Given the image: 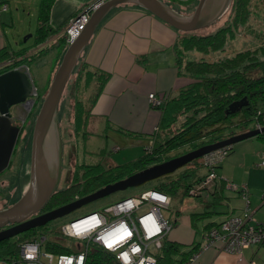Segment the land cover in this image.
<instances>
[{
	"label": "trees",
	"instance_id": "obj_1",
	"mask_svg": "<svg viewBox=\"0 0 264 264\" xmlns=\"http://www.w3.org/2000/svg\"><path fill=\"white\" fill-rule=\"evenodd\" d=\"M53 1H42L39 8L37 29L27 42H21L19 47H5L0 51V75L15 68L26 71L29 68L28 63L36 56L40 58L37 64L42 66L46 59H41V56L60 49L56 56L58 61L54 69L56 72L68 44L65 31L55 42L50 40L54 34H57L49 25ZM193 1L198 3V0ZM254 1L233 0L228 22L214 33L201 36L180 32L173 45L177 71L179 77L187 78L191 82L182 87L174 97L163 95L161 105H151L153 109L162 112V119L153 135L147 137L150 143L145 147L140 158L113 166L109 164L107 159V150L102 149L100 155L104 156L105 161L95 165H76L72 183L66 189H57L48 200L43 211L62 207L146 168L239 134L235 131L228 134L227 131L237 125H242L241 121L238 123L235 119L241 113L244 116L243 123L246 125L248 122L254 121L258 112L264 110V46L255 51H241L226 58L215 60L205 58L215 52L224 51L228 40L236 37V30L248 25L251 16L254 14ZM3 5H7L6 2L0 3V7ZM181 33L186 35H181ZM193 52L202 54L203 58L200 60L190 58ZM110 78L111 75L106 71L93 68L82 63L81 60L78 62L66 87L67 96L74 101L73 132L76 138L83 136L85 141L88 139L87 128L93 108ZM45 96L44 94L39 95L38 103L42 104ZM243 99H247L246 106L235 114H227L230 105ZM113 128L116 127L108 122L106 131ZM116 131L126 136L138 137V135L120 128H117ZM247 131L249 129L240 133ZM256 138L264 141V134ZM174 152L178 154L173 155ZM201 160L202 158L194 160L182 170L180 169L179 173L175 172L165 176L157 180L159 182L156 185L143 191L156 190L169 195L171 199L180 194L189 196V191L205 179L206 173L201 175V172H207V170ZM220 197V195L215 196V200ZM196 199H202V197L199 196ZM180 214L181 212L178 210L172 214L171 219L173 220L169 218L174 222V227L178 225ZM193 217L197 220H203L208 218V214L204 216L193 215ZM50 223L31 229L23 236L0 242V260L16 257L21 242L34 240L44 234L50 237L43 248L44 250L59 254L73 252L62 239L58 238L59 236L57 238L54 236L59 234L61 227H52ZM194 226H197L196 223ZM200 249L201 244L184 246L166 240L157 259V264H186ZM86 264H118V262L114 254L93 245L88 253Z\"/></svg>",
	"mask_w": 264,
	"mask_h": 264
},
{
	"label": "crops",
	"instance_id": "obj_2",
	"mask_svg": "<svg viewBox=\"0 0 264 264\" xmlns=\"http://www.w3.org/2000/svg\"><path fill=\"white\" fill-rule=\"evenodd\" d=\"M98 1L54 0L50 10L49 25L57 34L51 37V42H55L64 33L72 18L84 8ZM163 1L171 7L170 2ZM1 2H6L8 8L7 11L0 12V51L5 47H15L11 32L15 25V18L10 11V0H0ZM173 8L175 9V7ZM179 35L180 32L146 9L134 3H126L113 8L102 20L81 55L82 63L106 71L111 75L93 108L87 128V132L90 133L87 141L94 134L92 127L102 128L104 125L105 132L109 122L116 127L111 130L115 132L117 142H122L126 146L125 148H131V153L132 149H135V155H138L133 160L126 158L123 162L114 164L115 166L140 158L145 147L150 143L147 137L152 136L159 127L162 112L151 107L149 95L154 93L158 96L174 97L182 87L191 82L178 75L173 45ZM59 52L60 49H56L50 53V56L56 58ZM117 128L134 133L138 137L121 134L116 131ZM108 138L110 137L108 136ZM116 147L120 149V146H115L114 149ZM232 151L244 158L248 156L250 160L242 163L235 160L234 165L237 166L234 169L236 171L232 174L226 170L231 159L228 162L224 160L217 170L218 179L215 188L202 199H197L201 202V206L207 210L202 212L200 207H195L196 211L189 215H184L182 210H179L181 214L178 218V225L169 234L167 240L184 246L202 245L201 233L203 231L217 227L229 217L242 215L247 207L244 198L240 192H236L237 196L234 197L228 195L227 191H231L225 188L223 182V179L227 178L234 183L233 176L237 175L240 169L246 174H257L258 176H256L262 180V183L258 185H255L251 178H242L243 180H239L240 183L235 182L238 185H247L250 211L256 217L264 208L262 201L264 167L261 165L264 161V141L256 137L251 138L233 146ZM108 160L113 164L112 160ZM241 173L243 172L241 171ZM201 175H205L204 171L201 172ZM217 195L221 197L215 200ZM211 199L213 205H225V211L218 212L215 208L213 211L210 210L207 206L212 203ZM205 214H208V218L203 220L193 217V215L204 216ZM219 215L221 216L219 217ZM261 220H264V215L258 218V221ZM195 223L197 226H194ZM198 235L200 236L199 241L197 240ZM243 258L244 260L240 261L236 255L210 248L200 253V256L192 264H250L251 262L264 264V245H253L247 248L243 253Z\"/></svg>",
	"mask_w": 264,
	"mask_h": 264
},
{
	"label": "water",
	"instance_id": "obj_3",
	"mask_svg": "<svg viewBox=\"0 0 264 264\" xmlns=\"http://www.w3.org/2000/svg\"><path fill=\"white\" fill-rule=\"evenodd\" d=\"M233 0H199L190 15L180 14L163 0H107L91 15L79 37L71 43L55 72L49 90L36 117L24 152L20 182L22 197L8 208H0V242L62 218L81 206L129 188H137L174 174L194 160L218 149L233 146L264 134V128L235 134L223 141L205 145L179 157L139 171L123 180L41 215L61 178L62 143L59 125L60 104L69 80L97 27L109 12L122 4L134 3L164 21L175 30L191 33L209 30L228 15ZM32 35H28L27 42ZM30 72L12 69L0 75V174L9 168L21 128L15 125L11 109L29 104L37 97ZM247 99L230 105L227 114H235L247 105ZM29 182V184H28ZM26 189V190H25ZM25 190V191H24ZM8 225L11 227L5 229Z\"/></svg>",
	"mask_w": 264,
	"mask_h": 264
},
{
	"label": "built area",
	"instance_id": "obj_4",
	"mask_svg": "<svg viewBox=\"0 0 264 264\" xmlns=\"http://www.w3.org/2000/svg\"><path fill=\"white\" fill-rule=\"evenodd\" d=\"M105 1L107 0H99L89 5L70 20L65 30L68 45L79 37L93 11ZM7 8L8 5H3L0 12ZM162 101V96L154 93L149 95L151 105L159 106ZM253 122L254 130L264 128V110L258 112ZM230 150L232 146H227L203 157L207 172L205 179L191 190L193 196L204 197L215 188L217 169ZM261 165L264 167V161ZM226 181L224 182L228 189L241 193L247 205L246 210L240 216L229 217L217 227L203 231L200 251L186 264H192L200 253L210 248L236 255L243 261V253L247 248L264 245V220L258 221L250 211L247 185ZM262 201L264 203V196ZM171 203V197L165 193L156 190L143 191L139 195L119 200L102 210L91 211L62 225L59 234L54 236H59L73 252L59 254L44 250L50 238L44 234L34 240L21 242L18 255L9 260H0V264H86L93 245L114 254L118 264H157L164 243L175 228L166 215Z\"/></svg>",
	"mask_w": 264,
	"mask_h": 264
},
{
	"label": "rangeland",
	"instance_id": "obj_5",
	"mask_svg": "<svg viewBox=\"0 0 264 264\" xmlns=\"http://www.w3.org/2000/svg\"><path fill=\"white\" fill-rule=\"evenodd\" d=\"M40 2L41 0H10V11L12 12L15 18L14 28L11 29L13 36V46L16 47L17 45H20V43L23 42L28 35H32L35 33V30L37 29L38 26L37 13ZM167 2H170L171 8L175 7V9L174 8L173 9L183 15L192 14L198 5V3L192 2L191 0H167ZM253 11L254 14L251 16L248 25L244 27H240L238 30H236V35H235L236 37L234 39L228 40L224 51L222 50L215 52L213 54H210L209 56H206L205 58L210 60H215L218 58H226V57L234 56L235 54L241 51H245V50L255 51L260 47L264 46V0H255ZM230 14H231V10L229 11L228 15L223 19V21L214 28H210L209 30L191 32V34L204 36L216 32L218 29L226 25V23L229 20ZM181 35H186V34L181 33ZM190 58L195 60H200L201 58H203V55L199 54L198 52H193ZM41 59H46V61L45 60L43 61L42 66L37 64L38 61L40 60V58L37 56L34 57L33 60L28 63V66L30 68V71H28V73L30 72V75L35 83V87L37 88V93H38L37 97L35 98L36 104L34 103L33 105L30 106L28 105V107L17 106V108H14L15 107L14 106L11 109L13 114L16 117L20 118L19 119L20 122L27 119V117L28 119L26 121L27 122L26 130H25L26 132H24L22 135L20 134L21 136L17 144L18 145L17 149L14 151V154L12 156V160L10 164L11 166H9L8 169H6L3 173L0 174V208L3 207L5 208L9 204H14L22 197L20 172H21L23 157L25 152V148H24L25 143L27 144V141L31 136L36 117L42 105L38 103L39 102L38 97L39 95H43V94L47 95L50 84L55 75L54 69L58 64L57 59L53 58V56H50V53L44 54L43 56H41ZM45 90L46 93H44ZM67 95L68 94L66 90L62 97V102L60 104V112H59V125H60V135H61L60 137L62 143L61 144L62 163H61V178L59 180L57 187L58 190L66 189L67 186L70 185V183H72V179H73L72 176L74 175L76 165H82V164L95 165L100 162H104L105 161L103 158L104 156L100 155L102 149L107 150L108 152L107 159H110L113 162V164L109 162L110 165L111 164L116 165L118 162L121 161L123 162L126 158L128 160H133V158H136L138 156L135 155V149H132V153H131L130 152L131 148H125L126 146L122 142H117V140L115 139L116 134H114L115 132L113 130L108 129V134H106V131L104 132V125H102V128L101 127L96 128V126L92 127V129H94L93 131L94 134L93 135L91 134L92 137L88 141L87 140L85 141L83 139V136L76 138L73 132L74 101ZM243 118L244 116L242 113L235 118L238 123L242 122V125H237L236 127L230 129L229 131H227L228 134L231 131L240 133L246 129L253 130L254 122L253 121L248 122L246 125L245 123H243L244 120ZM88 135H90V133H88ZM108 136L110 138H108ZM115 146H120V149L117 150L118 147L114 149ZM172 154L176 155L178 153L174 152ZM234 154L235 153L232 151L225 158L226 162H228L231 159L230 165H228V167L226 168V170H228L230 174L236 171L234 169V167L237 166L234 165L235 160L240 161L241 163L243 161L247 162L250 160L248 156L244 158L241 155L238 154L234 155ZM203 157L201 162L204 161ZM115 161L117 162L115 163ZM240 170L239 173H237V175L233 176L235 182L240 183L239 180H243L242 178H249V179L251 178V180H253L255 185L262 183V180L257 177L258 176L257 174L255 175L246 174L243 170H241L243 172L241 173ZM179 172L180 170L177 171V173ZM69 173L71 174L70 176ZM204 173H206V171H204ZM226 180L227 178L226 179L224 178L223 182L224 181L227 182ZM156 181L157 180L148 182L141 187L129 188L124 191H119L107 197L85 204L80 208L74 210L70 214L62 218H59L55 221H52L50 225L56 228L61 227L62 225L86 213L112 205L118 202L119 200H121L122 198L140 194L141 191L150 188L159 182ZM235 182L234 184H236ZM225 188H227L226 183H225ZM229 191L231 192L227 191L228 195H231L232 197L237 196V194H235L236 191L234 190H229ZM189 192H190L189 196H183L180 194L179 196L172 199L170 210L166 212V215L170 219L172 214H174L177 210H182L184 215H189L195 212L196 211L195 207H200L202 212L207 210L204 209V206H201V202L197 201L196 196H193L191 194L192 191ZM207 200L209 202V198ZM210 201L212 202L213 200L211 199ZM207 207L212 211L215 208L218 212L219 211L224 212L226 208V206L222 204L213 205V202L209 204ZM263 215H264V208L259 212V214L255 218L258 220V218H261ZM220 216L221 215H219V217ZM19 236H23V234ZM197 240L198 241L200 240L199 235L197 237Z\"/></svg>",
	"mask_w": 264,
	"mask_h": 264
},
{
	"label": "flooded vegetation",
	"instance_id": "obj_6",
	"mask_svg": "<svg viewBox=\"0 0 264 264\" xmlns=\"http://www.w3.org/2000/svg\"><path fill=\"white\" fill-rule=\"evenodd\" d=\"M36 104V101H35V99L31 102V103H29V104H22V105H18V106H20V107H28V105L30 106V105H33V104ZM14 108H17V106H15ZM11 115H12V119L15 121L14 123H15V125H17V126H19L20 128H21V135L24 133V132H26L25 130H26V121H27V119H28V117H27V119H25V120H23L22 122H20L19 121V119L20 118H18V117H16L14 114H13V112L11 111ZM29 123V122H28ZM30 124V123H29ZM20 135V136H21ZM19 140H20V137H19V139H18V142H19ZM18 142H17V144H18ZM17 146L18 145H16V148H15V150L17 149ZM27 147V145H26V143H25V147L24 148H26ZM71 174L69 173V176H70ZM28 184H29V182H28ZM26 190V189H25ZM24 190V191H25ZM15 204V203H14ZM13 204H9V205H7L5 208H8V207H10V206H12ZM4 207H3V209H5ZM45 208V207H44ZM43 208V209H44ZM46 212H49V211H40L37 215H41V214H44V213H46ZM12 225H8L7 227H5V229H7V228H9V227H11Z\"/></svg>",
	"mask_w": 264,
	"mask_h": 264
},
{
	"label": "bare ground",
	"instance_id": "obj_7",
	"mask_svg": "<svg viewBox=\"0 0 264 264\" xmlns=\"http://www.w3.org/2000/svg\"><path fill=\"white\" fill-rule=\"evenodd\" d=\"M263 129V128H262ZM261 131V130H260ZM173 222V221H172ZM174 223V222H173Z\"/></svg>",
	"mask_w": 264,
	"mask_h": 264
},
{
	"label": "clouds",
	"instance_id": "obj_8",
	"mask_svg": "<svg viewBox=\"0 0 264 264\" xmlns=\"http://www.w3.org/2000/svg\"><path fill=\"white\" fill-rule=\"evenodd\" d=\"M232 148H233V146H232Z\"/></svg>",
	"mask_w": 264,
	"mask_h": 264
}]
</instances>
